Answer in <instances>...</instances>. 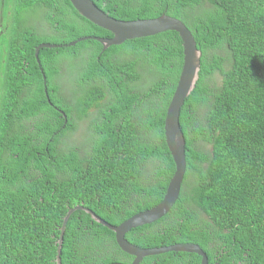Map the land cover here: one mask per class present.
<instances>
[{"label":"trees","instance_id":"1","mask_svg":"<svg viewBox=\"0 0 264 264\" xmlns=\"http://www.w3.org/2000/svg\"><path fill=\"white\" fill-rule=\"evenodd\" d=\"M94 1L122 20L180 18L203 51L180 115L189 166L179 198L126 237L143 247L196 242L209 264H264V0ZM85 35L113 33L71 0H0V264H58L71 207L84 203L120 224L159 204L175 171L164 127L184 61L179 32L105 50L95 38L64 45ZM44 42L63 46L42 47L40 66ZM204 141L216 154L195 147ZM61 256L63 264L134 258L84 209L67 222ZM201 261L169 251L140 264Z\"/></svg>","mask_w":264,"mask_h":264},{"label":"water","instance_id":"2","mask_svg":"<svg viewBox=\"0 0 264 264\" xmlns=\"http://www.w3.org/2000/svg\"><path fill=\"white\" fill-rule=\"evenodd\" d=\"M71 2L84 17H86L96 25L111 31L113 33V36L103 37L85 35L64 45H75L79 41L89 38H95L102 43L103 50H105L110 46L120 45L129 39L152 36L168 30H175L179 32L183 41L184 61L177 88L168 107L164 127L167 144L172 152L176 169L173 177L169 181L167 192L165 193L162 201L152 208H148L132 215L120 224L110 223L84 204H77L76 206L71 207L66 213L63 220L56 262L58 264H63L61 256L62 244L67 227V222L71 214L76 209H84L85 211L90 213L95 220L115 231L116 240L119 246L125 252L134 256L133 262L131 264H140L147 256L166 253L169 251L196 252L202 256L201 264H209V257L207 252L197 243L178 242L171 245H163L160 247H143L131 242L126 237L127 233L130 232L133 228L163 218L173 208V206H175V203L179 198L181 192L182 183L185 179L187 170V157L186 137L181 126L180 115L186 98L195 90L198 84L200 71L202 68L201 59L203 55L202 50L198 48L197 41L193 32L180 18L167 13H163L162 15L153 18L122 20L107 13L105 10L100 8L94 0H71ZM62 46L63 44L51 42H44L39 44L36 48V57L38 62L40 63V66L41 62L39 53L42 47L51 48ZM42 71L44 73L43 68ZM44 79L45 92L47 94L48 101L52 103L46 83L47 77L45 74ZM60 111L66 116L63 110ZM67 119L68 117L66 116V123L68 121Z\"/></svg>","mask_w":264,"mask_h":264},{"label":"rangeland","instance_id":"3","mask_svg":"<svg viewBox=\"0 0 264 264\" xmlns=\"http://www.w3.org/2000/svg\"><path fill=\"white\" fill-rule=\"evenodd\" d=\"M203 52V51H202ZM86 123L85 120L82 121V124ZM204 123H207V120H204ZM82 134V132L80 133V135ZM81 136H86V133H83ZM195 147H199V144H196ZM211 148H212V153L213 154H216L212 145L210 143H208V146H205L204 147V152H210L211 151ZM246 154L252 156L254 158V153H248L246 152ZM208 166V163H205L202 165V167L205 169L206 167ZM81 204H84V203H81ZM85 205V204H84ZM76 206V205H75ZM74 207V206H73ZM201 213H202V217L205 219V220H211V217L210 215L207 213V211L202 207L200 210H199ZM111 223V222H110ZM206 251V250H205ZM208 254V253H207ZM218 254V253H217ZM209 257V255H208ZM220 261H217L215 264H219Z\"/></svg>","mask_w":264,"mask_h":264},{"label":"clouds","instance_id":"4","mask_svg":"<svg viewBox=\"0 0 264 264\" xmlns=\"http://www.w3.org/2000/svg\"><path fill=\"white\" fill-rule=\"evenodd\" d=\"M181 122V121H180ZM181 126H182V124H181ZM182 129H183V127H182ZM183 131H184V129H183ZM184 133H185V131H184ZM187 135H186V133H185V137H186ZM166 142H167V140H166ZM196 144H199V147H196V148H198L199 150H201V151H203L204 152V147L205 146H208V142H206V141H204V142H196ZM212 145V144H211ZM172 153V152H171ZM210 154H212V148H211V151L209 152ZM173 156V155H172ZM165 157V156H164ZM174 159V158H173ZM206 161H208V159H206V158H204V157H199L195 162L196 163H198L199 165H201V164H205V163H208V162H206ZM188 166H189V163H188V160H187V169H188ZM175 169H176V167H175ZM175 172V171H174ZM173 175H174V173H173ZM173 177V176H172ZM171 180V179H170ZM168 185H169V183H168ZM167 188H168V186H167ZM166 192H167V189H166ZM165 192V193H166ZM152 208V207H151ZM193 243H196V242H193ZM197 244H199V243H197ZM200 245V244H199ZM201 246V245H200ZM202 247V246H201ZM205 250V249H204ZM200 255V254H199ZM201 256V255H200ZM201 260H202V256H201Z\"/></svg>","mask_w":264,"mask_h":264},{"label":"flooded vegetation","instance_id":"5","mask_svg":"<svg viewBox=\"0 0 264 264\" xmlns=\"http://www.w3.org/2000/svg\"><path fill=\"white\" fill-rule=\"evenodd\" d=\"M133 262V261H132Z\"/></svg>","mask_w":264,"mask_h":264}]
</instances>
